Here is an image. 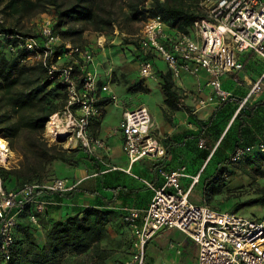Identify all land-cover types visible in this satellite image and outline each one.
Here are the masks:
<instances>
[{
    "label": "built area",
    "instance_id": "2783aa9c",
    "mask_svg": "<svg viewBox=\"0 0 264 264\" xmlns=\"http://www.w3.org/2000/svg\"><path fill=\"white\" fill-rule=\"evenodd\" d=\"M198 4L205 15L195 19L187 33L169 27L159 15L146 16L141 21L137 34L141 54L139 74L143 78H155L152 58L158 56L176 78L183 70L205 71L208 84L224 99L230 92L222 87L220 76L241 68L237 53L252 51L264 56V0H198ZM49 25L44 24L41 29V42L32 36H20L19 44L28 52L23 59L25 64L41 62L49 78L64 88L65 107L60 114L50 117L56 121L52 127L57 133L54 135L60 136L59 131L63 130L64 136L75 139L90 154L107 150L106 141L90 134L88 127L92 117L102 114L99 92L108 93L112 99L115 94L109 82L97 86L90 50L63 41ZM58 45L62 51L56 54L54 49ZM9 49L13 50V45ZM262 86L264 74L252 84V91ZM117 128L129 163L163 155L164 148L153 133L150 112L145 105L125 109ZM255 152L264 153V135L255 143L237 147L230 154V160L235 163ZM159 172L163 179L160 186L155 187L141 178L153 190L144 213L140 215L138 210L129 209L124 215L131 231V251L120 264H145L147 242L162 227L177 228L195 242L197 264H264V214L248 215L193 203L189 192L198 175L192 176L191 183L184 188L180 182L181 177L188 176L184 167ZM74 186L67 177H56L7 191L0 176V259L3 262L12 254L18 212L33 202L27 217L30 223L36 224L39 214L45 210V201L39 194L66 192Z\"/></svg>",
    "mask_w": 264,
    "mask_h": 264
},
{
    "label": "crops",
    "instance_id": "0c3cea01",
    "mask_svg": "<svg viewBox=\"0 0 264 264\" xmlns=\"http://www.w3.org/2000/svg\"><path fill=\"white\" fill-rule=\"evenodd\" d=\"M237 58L241 68L220 76L222 87L230 92L222 99L208 84L205 71L183 70L176 78L160 57L153 56L156 77L145 81L146 87L141 93L137 92L140 97L135 96V99L148 108L153 133L164 148L163 155L156 158L143 157L129 163L122 150V134L117 125L122 112L134 108L136 103L127 107L121 103L98 101L102 114L90 119L88 132L103 138L107 150H97L88 157L91 160L80 161L67 177L75 184L71 190L39 194L38 197L45 201V210L39 214L36 224L30 223L27 217L34 203H27L17 214L16 239L22 238L29 229L37 244L43 246L54 221L81 216L86 209H97L107 214L105 231L98 243L106 250V256L99 260L91 249L80 253L66 252L60 264H120L128 258L131 249V231L124 215L129 209L138 210L142 215L153 194L152 188L141 178L155 187L160 186L163 181L160 169L184 167L188 174L180 178L184 188L189 186L192 176L198 175L189 192L190 198L196 189L200 196L197 204L203 203L206 183L221 170L228 171L225 177L229 179L226 184L230 189L249 184L264 186V174L259 168L264 163V159H260L264 153L255 152L235 164H226L227 155L236 146L255 143L264 135V86L252 91V84L264 74V56L242 51L237 53ZM167 74L175 96L170 102L163 90ZM111 91L117 92L114 88ZM71 142H74L72 147L77 143L75 139ZM226 207L231 206L227 204ZM257 207L258 204L248 205L237 211L251 215ZM173 229L177 228L162 227L149 239L146 248L152 253L146 255L147 264L176 263V258L167 250L172 243L165 247L161 241V237ZM190 241V254L197 264V245Z\"/></svg>",
    "mask_w": 264,
    "mask_h": 264
},
{
    "label": "trees",
    "instance_id": "16d2710c",
    "mask_svg": "<svg viewBox=\"0 0 264 264\" xmlns=\"http://www.w3.org/2000/svg\"><path fill=\"white\" fill-rule=\"evenodd\" d=\"M2 2L12 12H24L29 16L52 7L55 14L53 33L75 45L83 30L78 26L79 22L96 31H110L119 24V16L130 22L141 14L145 17L159 15L169 27L187 33L193 21L205 15L198 0H0ZM20 36L28 34L0 24V137L18 157L17 165L0 167L2 186L7 191L26 183L56 178L53 177L55 163L76 166L87 158L84 149L67 150L45 137V124L52 115L62 112L66 94L58 81L49 78L47 68L41 62H23L28 54L24 47L11 52L9 45L18 42ZM54 50L57 54L62 51V46H55ZM163 90L168 95L167 100H173L175 96L168 74L164 77ZM247 144L252 142L236 146L230 154ZM230 154L226 164L231 162ZM260 159H264V154ZM226 173L227 170H221L206 183L204 204L210 205L213 194L224 183ZM254 204L264 205V186L257 187L253 196L235 201L232 210ZM106 215L101 210L86 209L81 216L58 219L49 227L43 246L37 244L29 229L20 239H16L14 233L11 257L6 262L0 259V264H59L64 253L88 249L102 260L107 252L98 243L105 231Z\"/></svg>",
    "mask_w": 264,
    "mask_h": 264
},
{
    "label": "rangeland",
    "instance_id": "374dc122",
    "mask_svg": "<svg viewBox=\"0 0 264 264\" xmlns=\"http://www.w3.org/2000/svg\"><path fill=\"white\" fill-rule=\"evenodd\" d=\"M26 14L27 13L24 12L23 14L12 12L11 10L5 8V3H0V24L7 27H15L19 31L26 32L28 36L35 37L39 42H41L43 40V36L41 34L43 25L48 23L53 29L55 20L53 8L48 7L45 12L37 13L31 16ZM118 18L119 24L114 26L110 31H96L90 26L79 22L78 26L83 28V30L79 40L76 41V45L82 49L90 50L93 57L91 68L96 74L97 86L100 87V85L104 82H109L110 89L114 88L118 92L114 93L115 99H112L108 93L99 92V101L107 99L110 103H121L123 106L127 107L132 106L134 102L136 103V106H139L142 105L140 104L141 101L136 100L135 96L140 97V94L137 95V92L141 93V88L146 87L145 81H150V79H152H143L139 74L141 54L138 51L137 34L140 31L141 21L145 18V16L144 14H141L140 17L130 22L124 21V19L120 16ZM12 45L13 51L11 52H15L17 49L21 48L19 41L12 43ZM78 63L81 62L78 61ZM77 72V75L80 76V72ZM135 86L137 89H132ZM135 105L132 107H136ZM50 120L51 118L48 121ZM46 124L44 135L49 142H57L67 150H73L75 148L84 149L79 142L75 143V146L72 147L74 142H71V139L70 137L68 138V136L53 135ZM73 140L74 139H72V141ZM9 150L10 157L8 158L6 168L15 166V163H17L15 153L10 148ZM82 151L85 152L84 154H86L87 158L91 155L86 149ZM88 160L91 159L88 158ZM79 163L80 162H78V164ZM230 163L235 164L233 162ZM261 165L259 166L260 172L261 174H264V163H261ZM76 166L74 164L67 165L63 163H55L53 166V177H69L72 170ZM228 181L229 179L224 177V183L219 185L220 187L218 188V192H216L217 194H213L209 202L211 206L218 209L232 210V205H234L235 201H242L253 196L256 188L259 187L257 185L249 184L239 187L242 191H236L238 188L230 189L227 187L226 183ZM223 187H225V189H223ZM199 197L200 196H198L196 189H194L189 200H192L193 203H199ZM227 204L231 207H226ZM258 205L259 207H257V210L252 213L253 215L264 214V205ZM161 241L165 244V247H168L169 242L172 243V247L169 246L167 250H169L170 255L176 258V263L171 264H194L190 254L192 251V241H190V238L183 232L178 229H173L166 235H163L161 237ZM151 253L152 252L146 248V255H151ZM60 262L61 258L59 260V264ZM145 264H147L146 258Z\"/></svg>",
    "mask_w": 264,
    "mask_h": 264
},
{
    "label": "bare ground",
    "instance_id": "6f19581e",
    "mask_svg": "<svg viewBox=\"0 0 264 264\" xmlns=\"http://www.w3.org/2000/svg\"><path fill=\"white\" fill-rule=\"evenodd\" d=\"M55 123L56 121L54 120V118H51V120L48 121L46 124L49 130L53 133V135L57 134L52 128ZM59 132H60V136H64L63 130H60ZM9 155H10V150L8 149L6 142L2 137H0V164H7V157Z\"/></svg>",
    "mask_w": 264,
    "mask_h": 264
}]
</instances>
